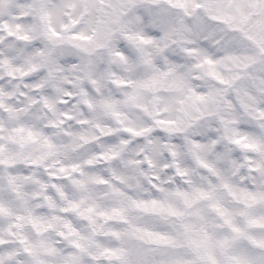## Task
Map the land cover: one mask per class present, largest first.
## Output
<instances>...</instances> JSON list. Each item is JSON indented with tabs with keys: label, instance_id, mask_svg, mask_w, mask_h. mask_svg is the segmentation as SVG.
Returning <instances> with one entry per match:
<instances>
[{
	"label": "clouds",
	"instance_id": "clouds-1",
	"mask_svg": "<svg viewBox=\"0 0 264 264\" xmlns=\"http://www.w3.org/2000/svg\"><path fill=\"white\" fill-rule=\"evenodd\" d=\"M0 264H264V0H0Z\"/></svg>",
	"mask_w": 264,
	"mask_h": 264
}]
</instances>
